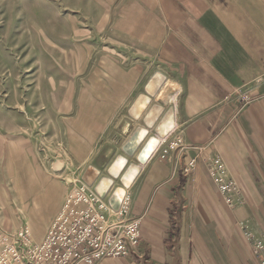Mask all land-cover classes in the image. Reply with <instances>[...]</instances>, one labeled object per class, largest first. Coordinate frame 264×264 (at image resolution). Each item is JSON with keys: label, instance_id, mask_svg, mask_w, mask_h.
<instances>
[{"label": "crops", "instance_id": "1", "mask_svg": "<svg viewBox=\"0 0 264 264\" xmlns=\"http://www.w3.org/2000/svg\"><path fill=\"white\" fill-rule=\"evenodd\" d=\"M127 7L120 30L145 44L176 92L157 102L162 112L152 125L144 121L143 140L150 133L158 140L127 186L130 214L142 215L140 239L128 254L95 264H264V246L254 257L234 229L247 223L264 244V0ZM238 89L253 98L243 103ZM170 107L173 125L159 133Z\"/></svg>", "mask_w": 264, "mask_h": 264}, {"label": "rangeland", "instance_id": "2", "mask_svg": "<svg viewBox=\"0 0 264 264\" xmlns=\"http://www.w3.org/2000/svg\"><path fill=\"white\" fill-rule=\"evenodd\" d=\"M129 2L0 0V236L27 226L39 240L80 182L115 207L110 194L121 175L108 188L98 183L143 125L145 111L134 117L130 106L160 70L145 44L120 30ZM155 94L150 103L162 101ZM141 145L128 163L139 162ZM219 192L229 194L220 184ZM234 229L255 257L261 238L247 223Z\"/></svg>", "mask_w": 264, "mask_h": 264}, {"label": "built area", "instance_id": "3", "mask_svg": "<svg viewBox=\"0 0 264 264\" xmlns=\"http://www.w3.org/2000/svg\"><path fill=\"white\" fill-rule=\"evenodd\" d=\"M237 91L243 103L253 98ZM180 140L176 137L168 146L175 147ZM220 186L228 189L223 182ZM130 200L125 187L112 210L94 185L80 182L68 192L41 239H33L27 226L0 236V264H94L103 257L124 256L141 236L142 215L130 214ZM107 208L114 215L110 220Z\"/></svg>", "mask_w": 264, "mask_h": 264}, {"label": "bare ground", "instance_id": "4", "mask_svg": "<svg viewBox=\"0 0 264 264\" xmlns=\"http://www.w3.org/2000/svg\"><path fill=\"white\" fill-rule=\"evenodd\" d=\"M175 92L176 84L170 79L167 80L161 72H156L151 78H149V81L145 85V90L140 92L132 102L130 106V112L134 117H138L147 107L151 95H154L155 93L160 94L161 99L164 102H168L174 99ZM161 112V104L154 102L148 107V109L145 110L144 121L148 125H152L154 120ZM173 117V108L170 107L168 110L164 111V114L162 113V117L157 123L156 130L159 133L167 131L173 125ZM147 131V126L139 125L130 133L126 140L123 141V153L117 154L109 164V176H102V178L99 180L98 187L100 189H105L106 187H109L113 177L121 175L120 178L122 184L115 186L110 194V202L114 206H118L120 197L123 194L125 187L130 184L132 178L139 168L138 163H128L127 156L135 151L137 146L144 139ZM157 140L158 137L155 134H150L148 139L146 138L143 140L140 149L136 151L139 161H144L145 157L151 151Z\"/></svg>", "mask_w": 264, "mask_h": 264}, {"label": "water", "instance_id": "5", "mask_svg": "<svg viewBox=\"0 0 264 264\" xmlns=\"http://www.w3.org/2000/svg\"><path fill=\"white\" fill-rule=\"evenodd\" d=\"M115 207H117V205Z\"/></svg>", "mask_w": 264, "mask_h": 264}]
</instances>
